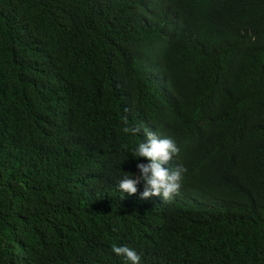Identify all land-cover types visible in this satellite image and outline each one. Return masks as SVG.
<instances>
[{"label":"trees","instance_id":"1","mask_svg":"<svg viewBox=\"0 0 264 264\" xmlns=\"http://www.w3.org/2000/svg\"><path fill=\"white\" fill-rule=\"evenodd\" d=\"M143 128L180 149L171 200L118 188ZM113 245L264 264V0H0V264Z\"/></svg>","mask_w":264,"mask_h":264},{"label":"clouds","instance_id":"2","mask_svg":"<svg viewBox=\"0 0 264 264\" xmlns=\"http://www.w3.org/2000/svg\"><path fill=\"white\" fill-rule=\"evenodd\" d=\"M125 124H127L126 120ZM122 131L137 135L141 132V128L125 126ZM143 134L146 142L141 141L132 155L136 158L143 157L149 162L136 165L139 169L138 175L125 173L118 181V188L121 192L132 195L138 191L137 185L142 183V199L162 194L164 201L171 200L173 195L179 192L182 186L183 173L187 169L182 165H177L169 170L163 165L168 164L174 156H177L180 149L172 138H161L148 128H143ZM171 205L172 203L164 204L167 207ZM112 252L125 257L130 264H140V255L127 246L113 245Z\"/></svg>","mask_w":264,"mask_h":264}]
</instances>
